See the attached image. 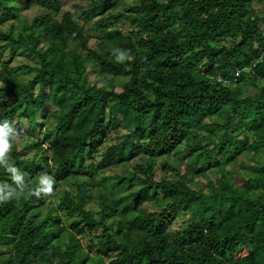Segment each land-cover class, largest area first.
<instances>
[{
  "label": "trees",
  "instance_id": "1",
  "mask_svg": "<svg viewBox=\"0 0 264 264\" xmlns=\"http://www.w3.org/2000/svg\"><path fill=\"white\" fill-rule=\"evenodd\" d=\"M4 49L0 264H264V0H0Z\"/></svg>",
  "mask_w": 264,
  "mask_h": 264
},
{
  "label": "rangeland",
  "instance_id": "2",
  "mask_svg": "<svg viewBox=\"0 0 264 264\" xmlns=\"http://www.w3.org/2000/svg\"><path fill=\"white\" fill-rule=\"evenodd\" d=\"M62 1V10H67V11H75V9L79 6V5H83L85 3L88 2V0H61ZM254 11L256 12H261V8L258 5H254L253 6ZM21 14L23 16H25L27 19H32L35 15H39L41 16V19L45 18L47 16H45V14L43 15V12L37 8H32V9H28V10H23L21 12ZM119 23L115 24L114 28L119 27ZM109 33H105L103 35V37H93L92 39H90L87 43V47L91 48V49H95L97 51L100 52H111L114 53V47L112 42L109 40ZM9 60L10 59V55H9V51L7 49H4L1 51L0 53V60ZM11 63L12 65H17V64H22V63H29L27 59L25 58H14L11 59ZM91 78H93V76L91 75ZM24 131L27 130V126H23ZM126 135V131L124 129H118L117 132H114V136H113V140H117L119 137ZM24 143V141H20L18 146H22ZM138 161L137 160H133L130 164L131 167H133ZM113 171L108 170L107 173L108 174H112ZM63 187L71 189L74 192V187H73V180L68 181L65 185H63ZM49 203V202H48ZM54 205V207L56 206V200L52 203ZM94 206V205H93ZM95 207V206H94ZM45 207H43L44 209ZM70 222V218L65 217L64 219V223L66 225H68V223ZM136 226H138V223H135ZM85 239L82 240L83 243H85Z\"/></svg>",
  "mask_w": 264,
  "mask_h": 264
},
{
  "label": "clouds",
  "instance_id": "3",
  "mask_svg": "<svg viewBox=\"0 0 264 264\" xmlns=\"http://www.w3.org/2000/svg\"><path fill=\"white\" fill-rule=\"evenodd\" d=\"M17 136L16 130L12 124L7 120H0V165H3L11 172V179L15 182L18 188L23 189L25 173L18 174L17 169L8 162L7 153L11 146V140ZM55 183L54 177L49 174H40L38 187L32 189L35 195H39L41 192L50 193L53 190V184ZM12 186L8 183L0 185V200H8L13 195H19L14 189L9 192H3L2 189H11Z\"/></svg>",
  "mask_w": 264,
  "mask_h": 264
},
{
  "label": "built area",
  "instance_id": "4",
  "mask_svg": "<svg viewBox=\"0 0 264 264\" xmlns=\"http://www.w3.org/2000/svg\"><path fill=\"white\" fill-rule=\"evenodd\" d=\"M261 59H262V57L258 58V60H261ZM238 74H239V72L236 73V75H238Z\"/></svg>",
  "mask_w": 264,
  "mask_h": 264
}]
</instances>
